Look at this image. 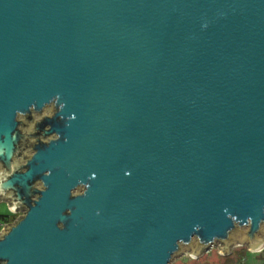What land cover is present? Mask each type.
Listing matches in <instances>:
<instances>
[{
  "label": "water",
  "instance_id": "water-1",
  "mask_svg": "<svg viewBox=\"0 0 264 264\" xmlns=\"http://www.w3.org/2000/svg\"><path fill=\"white\" fill-rule=\"evenodd\" d=\"M0 167V264L264 252V0H0Z\"/></svg>",
  "mask_w": 264,
  "mask_h": 264
},
{
  "label": "rangeland",
  "instance_id": "rangeland-1",
  "mask_svg": "<svg viewBox=\"0 0 264 264\" xmlns=\"http://www.w3.org/2000/svg\"><path fill=\"white\" fill-rule=\"evenodd\" d=\"M9 212L10 211L6 206V203H0V215H8ZM13 216V221H15L18 216H22V213L17 212L13 214ZM12 223L13 222L10 224ZM216 252L217 247H215L210 253L207 252L206 255L198 257V259L195 261L191 260L190 262L187 260L188 257H186L187 259H183L185 257L182 256L178 259H175L171 264H229L230 262V264H264V252L248 251L245 246H243L241 249L236 248L232 250L230 257H221L219 255L215 256L217 254ZM227 258H229L230 261Z\"/></svg>",
  "mask_w": 264,
  "mask_h": 264
},
{
  "label": "built area",
  "instance_id": "built-area-1",
  "mask_svg": "<svg viewBox=\"0 0 264 264\" xmlns=\"http://www.w3.org/2000/svg\"><path fill=\"white\" fill-rule=\"evenodd\" d=\"M12 214H14V213H12ZM7 225H10V224H4V225H1L0 226V231L6 226L7 227ZM213 249L215 248V247H212ZM212 248H210L207 252L208 253H210L213 249ZM241 249V248H243V246H236V247H234L233 249H231L230 250V253L227 255V256H221V255H219L217 252V255H219V256H221V257H229V255H231V253H232V250H234V249ZM207 252H205V253H203L200 257H202L203 255H206L207 254ZM184 257L186 258V257H188V259L189 260H192V261H195L196 259H198V258H194V257H192V256H190L189 255V253L188 252H186V254L184 255Z\"/></svg>",
  "mask_w": 264,
  "mask_h": 264
},
{
  "label": "trees",
  "instance_id": "trees-1",
  "mask_svg": "<svg viewBox=\"0 0 264 264\" xmlns=\"http://www.w3.org/2000/svg\"><path fill=\"white\" fill-rule=\"evenodd\" d=\"M13 219H14V216L13 215H9V214L8 215H0V226L1 225H4V224H10L11 222H13ZM215 256H217V254ZM230 256L231 255H229V257ZM183 259H187V258H183ZM227 259H229V258H227ZM187 260H189V259H187ZM189 261L191 262V260H189Z\"/></svg>",
  "mask_w": 264,
  "mask_h": 264
},
{
  "label": "flooded vegetation",
  "instance_id": "flooded-vegetation-1",
  "mask_svg": "<svg viewBox=\"0 0 264 264\" xmlns=\"http://www.w3.org/2000/svg\"><path fill=\"white\" fill-rule=\"evenodd\" d=\"M13 162H15V163H17V164H22V163H24V162H21V161H20L19 159H17V158L14 159ZM0 169L3 171L4 168H1V167H0ZM2 202L6 203V204L8 205V207H9V203H8V201H3V200L0 199V203H2ZM12 212H13V211H12ZM17 212H19V213L21 212V213L23 214V212H22L21 210H16V211L14 212V214L17 213ZM9 215H13V214H12L11 212H9Z\"/></svg>",
  "mask_w": 264,
  "mask_h": 264
},
{
  "label": "crops",
  "instance_id": "crops-1",
  "mask_svg": "<svg viewBox=\"0 0 264 264\" xmlns=\"http://www.w3.org/2000/svg\"><path fill=\"white\" fill-rule=\"evenodd\" d=\"M228 260L230 261V259H228ZM228 263H229V262H228ZM230 263H231V262H230ZM230 263H229V264H230Z\"/></svg>",
  "mask_w": 264,
  "mask_h": 264
}]
</instances>
